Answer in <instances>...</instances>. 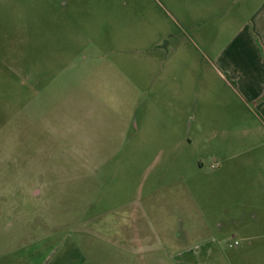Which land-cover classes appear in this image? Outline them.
<instances>
[{
  "label": "rangeland",
  "instance_id": "rangeland-1",
  "mask_svg": "<svg viewBox=\"0 0 264 264\" xmlns=\"http://www.w3.org/2000/svg\"><path fill=\"white\" fill-rule=\"evenodd\" d=\"M190 245L264 264V0H0V257Z\"/></svg>",
  "mask_w": 264,
  "mask_h": 264
},
{
  "label": "crops",
  "instance_id": "crops-1",
  "mask_svg": "<svg viewBox=\"0 0 264 264\" xmlns=\"http://www.w3.org/2000/svg\"><path fill=\"white\" fill-rule=\"evenodd\" d=\"M233 223L235 224H240L241 221H238L237 219L233 218ZM254 219L259 220V216H257V214L254 215ZM228 227L227 224H220V227ZM183 253H180L181 255H184V261L187 264H227L226 262V257L224 256H218L216 258H214V255L211 253H201L200 251H198V246H186L185 248H183ZM181 252V251H179ZM178 252V253H179ZM13 254H17V251H12V254H5L4 256L0 257V264H26V257H24V259H19V260H15L13 257ZM177 256L176 254H172L170 256V258L173 260L172 262L174 263V258ZM222 258V259H219ZM156 257L151 256L149 258V261H155ZM157 262H160V259H157ZM222 261V262H221ZM182 262H177V264H181Z\"/></svg>",
  "mask_w": 264,
  "mask_h": 264
}]
</instances>
